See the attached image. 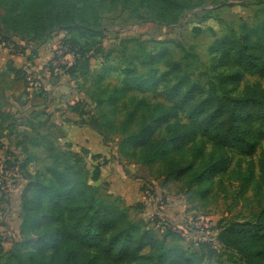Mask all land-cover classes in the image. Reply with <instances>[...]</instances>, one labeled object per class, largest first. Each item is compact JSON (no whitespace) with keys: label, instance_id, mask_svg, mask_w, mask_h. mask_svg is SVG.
Masks as SVG:
<instances>
[{"label":"trees","instance_id":"1","mask_svg":"<svg viewBox=\"0 0 264 264\" xmlns=\"http://www.w3.org/2000/svg\"><path fill=\"white\" fill-rule=\"evenodd\" d=\"M105 1L0 0L4 9L0 16V41L12 43L16 49L20 47L13 38L27 44L36 41L37 46L62 30L65 32L61 38L62 55L71 53L74 62L63 64L60 69L72 76L79 65L87 69L88 53L98 50L92 39L102 34L99 18ZM135 4L147 9L152 19H169L171 25L178 23L183 11L200 5L189 0H136ZM207 51L214 56L216 67L230 70L216 73V82L208 88L193 81L169 49L160 46L137 65L133 61L138 56L131 57L130 65L120 69L121 80L112 91L102 80L114 68L103 67L94 79L95 89L85 95L94 102L107 129L122 134L119 144L122 156L129 149H140L141 161L146 166L156 161L162 164L164 180L192 176L202 199L210 191L205 184L215 176H222L229 165L230 158H225L224 153L251 157L258 151V175L254 168L245 170L240 187L241 192L255 187L264 197V87L254 83L235 94L245 75L264 77V19L254 25L241 23L238 34L230 31L216 38ZM138 66L144 70L140 71ZM146 93H157L166 104L148 101L143 96ZM128 97L137 98V107L127 110V120L115 125L110 113L119 100ZM67 108L79 112L84 122L102 133L95 123L88 122L84 109L77 103ZM144 111L155 116L152 123L144 125V115L133 122L136 114ZM159 127L168 133L167 138L153 137ZM26 130L31 129H22L19 138L26 139L28 146L44 149L50 181L46 185L38 177H25L18 231L23 238L5 252L0 264H204L202 254L184 247L180 243L183 238L175 230L171 232L163 226L171 233L167 241L146 220L130 217L129 210L135 205L124 206L108 194L99 196L91 183L99 177L97 165L87 177L79 166L80 155L70 157L47 134L39 130L29 134ZM197 138L212 146L213 151L207 157L188 145ZM23 144L13 143L22 155L27 151ZM187 152L192 153L193 160L182 165L178 156ZM27 158L20 160L14 156L13 162H6L23 171ZM197 160L200 171L195 170ZM216 239L223 248L234 251L243 264H264V206L254 221H232L221 227Z\"/></svg>","mask_w":264,"mask_h":264},{"label":"rangeland","instance_id":"2","mask_svg":"<svg viewBox=\"0 0 264 264\" xmlns=\"http://www.w3.org/2000/svg\"><path fill=\"white\" fill-rule=\"evenodd\" d=\"M189 1L200 3V5L190 11H183L178 23L171 25L172 22L169 19L164 21L152 19L147 9L135 4L136 0H106L99 18L103 28L102 34L92 39L97 42L98 50L92 49L88 53L89 67L83 69L79 65L72 76L63 73L60 69L63 64L70 65L74 62L71 53L62 55L64 49L61 48L56 52L50 51L47 55H40V52L34 48L36 41L29 45L22 41L21 48L14 51V55L19 57L17 62L9 60L2 63L0 67V263L6 257L5 252L23 238L18 231L21 220V190L26 183L25 177L27 175L30 178L38 177L46 185L50 181L47 172L49 162L44 149L28 146L26 139L19 138L18 135L22 132L19 125L27 124L25 117L30 111L45 110L49 116L47 119L52 120L55 111L77 103L84 109L88 122L95 123L102 131L104 140L116 146L118 153L121 154L119 144L122 134L107 129V124L94 107V102L85 95L95 89L94 79L103 71V67L114 68L102 80L104 85L106 84L112 91L121 80L120 69L130 65L128 60L131 57L138 56L133 61L137 65L141 60L155 53L160 46H166L172 57L186 69L191 79L204 88H208L210 83L216 82V73L220 71L230 73V70L226 68L215 66L214 56L207 51L212 41L230 31L238 34L241 23L254 25L264 19V0ZM3 14L4 9L0 5V16ZM56 33L59 38L65 34L62 30H57ZM16 40L19 41L18 38ZM138 69L143 71L144 67L138 66ZM27 76H31L33 82L38 84L31 86L26 80ZM254 83L264 87V77L245 75L235 94L244 86ZM143 96L150 102L166 104L162 96L157 93H146ZM137 104V98L128 97L119 100L117 108L110 113L115 125L127 120L126 111L135 109ZM102 106L107 108L104 104ZM163 109L166 110L165 107ZM45 115L39 114L40 123L31 125V130L26 131L29 134H35L39 132L41 126L49 129L51 124L46 126V121L41 122ZM142 115L146 117L144 125L151 124L155 118L150 116L148 111H144L136 114L133 122L140 119ZM50 131L53 141L57 142L56 137L59 132L52 129ZM167 136L168 133L163 127H159L153 135L155 139L167 138ZM16 141L25 144L27 148L26 153L24 152L25 156L13 147ZM188 145L203 151L206 157L213 151L210 143L203 138H197L195 142ZM262 145L264 146V142ZM20 147L24 150V147ZM57 147L64 154L76 158L77 153L70 148V145L60 143ZM14 156L19 157L20 160L28 157L25 170H15L12 165H7L6 160L11 163ZM223 156L230 158L229 165L222 176H215L205 184L210 191L202 199L192 176L187 175L179 180H164L161 175L162 164L159 161L146 166L141 161L140 149L127 150L124 160L135 164L138 175L147 171L156 182L154 184L152 181H147L142 187L143 195L144 189L149 190L150 197L145 198L153 208L149 211L143 208L142 211L141 207L139 209L136 207L130 211V217L135 220L144 217L148 226L159 237H166L167 241L171 233H167L164 227L170 228L171 232L172 229L179 231L183 234L180 243L189 250L201 253L204 264H243L234 251L219 245L216 235L218 230L229 222L254 221L257 213L264 206V197L255 187L249 186L244 192H241L240 187L241 176L245 170L254 168L255 175H258V151L251 157L233 152H226ZM80 159L79 166L89 177L96 165L86 158L80 157ZM178 160L182 165H187L193 160V155L187 152L183 157L178 156ZM199 164L200 161L197 160L195 162L197 171L201 170V167L197 166ZM138 175L134 174V177ZM93 186L99 196L107 194L98 186ZM156 186L168 189L170 194L176 196V200L183 202V218L180 223L177 224L166 217L168 194L160 191ZM140 212L141 217L138 216Z\"/></svg>","mask_w":264,"mask_h":264},{"label":"crops","instance_id":"3","mask_svg":"<svg viewBox=\"0 0 264 264\" xmlns=\"http://www.w3.org/2000/svg\"><path fill=\"white\" fill-rule=\"evenodd\" d=\"M61 38L58 37L57 33H53L49 39L36 47L34 46V48L40 52V55H47L50 51L56 52L61 49ZM13 41L21 48L22 40L19 39L18 41L16 38H13ZM6 44L0 41V67L3 65V62L9 60L17 62L19 58L17 55H14L13 50L7 49L8 46ZM32 111L25 117L27 124L19 125V128L29 129L31 125L40 123L39 114H46L45 110L42 109ZM48 117V114H46L41 119V122L46 121V126L51 124L49 126L50 128L41 126L39 131L42 134H47L51 140L54 139L50 136V130L58 131L59 135L56 137L57 142L53 141L56 145L60 143L68 144L75 153L86 158L93 165H97L100 174L97 180L92 181L93 185L104 190L109 195V198H117L124 206L135 205L129 211L134 210L136 207L137 209L141 207L142 211L143 208L145 211L153 208L143 195L142 187L147 181H152L155 184V180L150 177L147 171L138 175V169L135 164L126 162L124 156L118 153L117 147L105 141L103 134L96 128L84 122L79 112L72 111L65 106L60 111L57 110L53 113L52 120H48ZM134 174L138 176L134 177ZM157 188L168 194L167 199L169 203L165 211L166 217L170 221L176 222L177 224L180 223L183 218V202L176 200V196L170 194L168 189ZM141 212L138 214L140 217ZM140 219L145 220L144 217Z\"/></svg>","mask_w":264,"mask_h":264},{"label":"built area","instance_id":"4","mask_svg":"<svg viewBox=\"0 0 264 264\" xmlns=\"http://www.w3.org/2000/svg\"><path fill=\"white\" fill-rule=\"evenodd\" d=\"M7 46L9 47V49H11V50H13V51H15L16 50V48L14 47V45L12 44V43H7ZM26 80H27V82L31 85V86H33V85H37L38 83H36V82H33V78L31 77V76H27L26 77ZM13 169H15V170H18L16 167L14 168L13 167ZM4 183V182H3ZM4 187H6V185L4 186ZM2 189H3V187H2ZM144 195H145V197H150V192H149V190L146 188V189H144ZM178 233H179V231H178ZM180 234V233H179ZM180 235H183V234H180Z\"/></svg>","mask_w":264,"mask_h":264}]
</instances>
